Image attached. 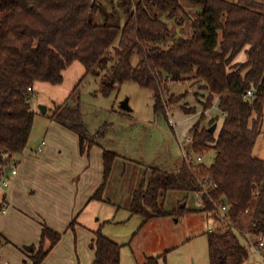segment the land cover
<instances>
[{"label": "trees", "instance_id": "trees-1", "mask_svg": "<svg viewBox=\"0 0 264 264\" xmlns=\"http://www.w3.org/2000/svg\"><path fill=\"white\" fill-rule=\"evenodd\" d=\"M184 3L195 9L192 18ZM179 14L192 20L189 39L173 34L169 22L183 23ZM243 51L247 60L237 62ZM75 62L100 78L106 96L126 82L149 89L155 112L168 121L169 107L190 92L176 96L173 83L198 85L207 93L206 111L218 106L225 115L219 133L210 132L219 119L204 126V113L191 129L189 148L202 157L215 151L213 164L183 160L177 172L154 169L148 184L135 191L130 212L147 222L172 215L163 203L168 192H195L203 211L220 223L207 233L210 264H244L250 257L248 236L253 243L264 238V160L254 155L263 128L264 0H0V161L27 148L35 84L63 83ZM248 91L254 96L246 97ZM53 117L78 134L82 150L90 148L79 102L59 105ZM115 158L104 151L105 183L91 201L101 199ZM224 204L228 210L222 216ZM5 209L2 201L0 214ZM61 239L45 225L40 247H33V264H42ZM92 248L93 264H121L122 246L101 228Z\"/></svg>", "mask_w": 264, "mask_h": 264}, {"label": "rangeland", "instance_id": "rangeland-1", "mask_svg": "<svg viewBox=\"0 0 264 264\" xmlns=\"http://www.w3.org/2000/svg\"><path fill=\"white\" fill-rule=\"evenodd\" d=\"M184 5L192 18L195 9ZM179 17L183 23L177 25L175 20L169 22L173 34L189 39L193 34L192 20L182 14ZM246 60L245 51L236 59L237 62ZM171 88L176 96L190 91L179 104L168 109L169 120L173 118L175 125L164 115H157L154 93L149 89L135 82H126L106 96L101 91L100 78L87 75L80 62L65 70L61 84H35L32 91L35 123L25 152L33 153L42 141H46L52 147L47 160L51 165L48 166L62 171L63 175L82 167L84 161H88L84 168H93L95 153L111 151L116 154L101 199L91 201L82 208L78 218L74 215L73 228L60 232L61 241L42 264H93L96 253L92 248L95 238L91 241V234L100 228L105 236L122 246L121 264H146L153 258L158 259L159 264H210L207 233L219 228L220 223L203 211L201 195L199 197L195 192L185 191L168 192L163 203L166 210L174 213L155 217L148 222L142 216H132L130 212L135 191L142 184H148L154 169L178 171L183 161L180 141L193 136L191 129L202 120L204 113V126H208L214 118L219 119L215 123L218 125L216 134L222 126L224 115L218 106L205 110L207 93L198 85L192 86L186 81L173 83ZM126 100H129L131 110L122 109V103ZM66 102L81 104L84 123L94 135V139L90 136L91 143L87 145L90 148L85 151L80 141L76 144L78 134L61 126L53 117L54 110ZM41 106L48 107L46 114L42 113ZM100 131L104 135L97 139L96 134ZM215 155V151H211L203 157V162L211 166ZM254 155L264 160V112L262 133ZM45 163L41 166L47 165ZM81 174L71 177V180L79 182ZM66 185L53 179L43 181L40 175L28 178L23 186L25 193L21 196L22 203L15 205L14 210L18 211L16 218L6 215L0 219L1 232L7 238L2 240L0 237L1 242L4 245L16 244V247L6 246L7 250L0 248L3 258L0 264H33L34 253L26 250V246H33L37 250L41 245L43 228L49 226L46 219H55L56 212L63 214L69 209L55 205V197L65 193L62 188ZM6 208L8 211L11 209L9 205ZM50 212L53 213L50 215ZM248 239L254 238L248 236ZM19 240L21 242H16ZM23 240L26 242L23 243ZM244 264H264V249L258 254L251 245L250 257Z\"/></svg>", "mask_w": 264, "mask_h": 264}, {"label": "crops", "instance_id": "crops-1", "mask_svg": "<svg viewBox=\"0 0 264 264\" xmlns=\"http://www.w3.org/2000/svg\"><path fill=\"white\" fill-rule=\"evenodd\" d=\"M79 141L80 139L76 137L77 145ZM43 142H45L46 144L42 147ZM41 147L42 150L39 151ZM25 151L22 154L14 157V159L18 162V174L12 178L11 185L9 189L5 192V194L0 195V202L4 201L6 206L8 207L9 205L10 208L12 209L8 211V209L6 208L5 211L0 214V219L6 215H9L11 218H16L15 214L18 213V211L14 209L16 207L15 205L22 203L21 196L23 193H25L23 188L24 183L28 181V178L31 177L32 175H40L43 181H48L53 179L54 182L59 181L62 183H67L66 187H64L65 189L62 188L65 191V193L64 194L61 193L57 195L55 197L56 199L55 198L54 199H55V205L58 206V208H60V206L63 207L66 206V208L69 209L66 210V213L63 214H61L60 212H56L57 216L55 219H49V217L46 219L50 228L60 233L64 229L69 228L70 223L74 219V215H76V218H78L81 209L85 208V206L90 204L92 197L102 187L104 183V178H103L104 152L95 153L96 155H95L94 167L97 166L99 170L98 169L95 170L94 167L90 168L89 166H87V168H84L86 164L88 165V161H84L82 167L69 170L70 174L68 173L66 174L69 177L66 178V175H63L62 171L55 170L48 166L51 165L49 164V162H47V160L51 156L52 147L50 148L46 141H42L41 145H39L36 150H33V153L39 155L40 157L34 156V154L31 153V151H27V152ZM43 163L47 165L41 166V164ZM81 172H82L81 174L82 178L80 179L79 182L75 183L74 180L73 181L71 180V177L79 175ZM69 183H71V185ZM48 204L51 203L48 202ZM52 213L50 212V215ZM52 220L62 224L57 225ZM65 223L68 224L64 227H61ZM0 237L2 240H7L6 236L1 232V229H0ZM94 238H95V233H92L91 241H93ZM16 242H21V240ZM22 242L25 243L26 240L25 242L24 240ZM11 245L16 247V244L7 243L1 249L3 250V248H5L7 250V247L10 248L12 247ZM0 261H3L1 254H0Z\"/></svg>", "mask_w": 264, "mask_h": 264}, {"label": "built area", "instance_id": "built-area-1", "mask_svg": "<svg viewBox=\"0 0 264 264\" xmlns=\"http://www.w3.org/2000/svg\"><path fill=\"white\" fill-rule=\"evenodd\" d=\"M252 96H254V92L248 91L246 97H252ZM169 122L172 125H175L173 118H170ZM193 141H194L193 136H189L185 139V141H180V146L183 151V160L188 162L190 165L191 164L197 165L203 161V157L196 156L190 152L189 148L193 144ZM45 144L46 143L43 142L42 147ZM42 147L39 149V151L42 150ZM17 174H18V162L14 158H10L9 155H5L4 159L0 161V195L5 194V192L9 189L11 185L12 178L15 177ZM227 210L228 207L225 204L220 207V212L222 213V216L224 215L225 212H227ZM250 242L256 253L260 254V251L264 249L263 237L259 238L257 243H253L252 241ZM3 246L4 244L0 240V248H2Z\"/></svg>", "mask_w": 264, "mask_h": 264}, {"label": "water", "instance_id": "water-1", "mask_svg": "<svg viewBox=\"0 0 264 264\" xmlns=\"http://www.w3.org/2000/svg\"><path fill=\"white\" fill-rule=\"evenodd\" d=\"M122 109L124 110H131L130 106H129V100H126L122 103ZM41 111L43 114H46L48 112V107L47 106H41ZM217 124H214L211 129L210 132L211 133H215L216 129H217ZM91 139H94V135H91ZM182 207H185V205H183ZM26 250L28 251H33V246H26Z\"/></svg>", "mask_w": 264, "mask_h": 264}]
</instances>
